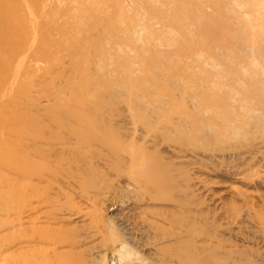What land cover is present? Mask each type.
<instances>
[{
  "label": "bare ground",
  "instance_id": "obj_1",
  "mask_svg": "<svg viewBox=\"0 0 264 264\" xmlns=\"http://www.w3.org/2000/svg\"><path fill=\"white\" fill-rule=\"evenodd\" d=\"M12 1L0 0L5 11L0 19V122L10 130L5 133L3 126L0 128V208L3 206L6 211L0 212L8 215L7 218L3 216L7 221L4 224L9 222L11 225V222L24 231L33 232L25 234L21 242L18 241L21 235L17 236L15 243H12V235H6L11 240H4L12 243L7 244L6 250L3 245L6 242L0 240L2 253L8 251L4 254L6 256L0 253L4 259L15 256L17 264H73L65 253L69 245L79 243L73 236L75 233L66 234L61 225H43L46 221L41 219L40 211L44 206L51 205L60 213L62 210L66 213V216L64 213L56 218L51 216L52 219L49 216L48 223L52 224H60L63 220L72 218L83 217L86 220L90 217L89 214L93 218L90 219L91 222L95 215L92 216L90 209H87L88 213L74 202H64L63 196L70 198V194L62 186H57L56 189L41 186L49 182V176L65 181L74 192L78 189L79 192H76L87 202L105 194L116 179L124 176L127 179L125 189L136 194L146 192L151 186H160L155 173H165V169L158 167L156 155L147 149V144L160 146L177 158H182V126L202 132L205 128L216 125L219 129L213 134L214 138H221L228 131L241 130V138L245 139L240 146H233V154L252 153L253 157H260L264 161V47L261 43L264 41H260V38H264V0H251V3L249 0H237L239 9H247L245 15L250 14L253 19L250 20L248 16L251 24H247L244 29L245 37L249 36L250 40L247 38L235 42V49L225 35L229 33L231 36L230 31L236 29V25H230L229 19L225 17L232 12L230 1L204 0L196 3L195 7L190 6L199 11L209 6L214 13L216 11L222 16L216 19L215 28L207 27V24L206 29H197L201 38L192 34L191 40L194 43H190V46L196 48L190 49L186 56L204 52L206 58L201 62L188 61L183 64L182 45L177 44V49L171 52L168 49V38L167 41L164 40L165 44L154 49V55L134 48L130 29L136 25V20L127 12L126 3L135 0H76L80 1L81 10L75 14L70 13L73 25H67L66 28L75 26L81 39L76 45L69 43L68 64H51L52 68L42 74V79L34 78L32 83L33 77L29 73L33 63L27 65L23 70L27 72L28 80L24 79V88H21L18 95L12 94L10 88L23 77L22 70L18 69L12 78L5 75L14 57L21 50L33 53V58H51L52 54L49 47L38 43L39 37L41 41H45L48 35H44L40 27L32 28L30 25L34 11L28 9L26 2ZM41 9L46 8L42 6ZM150 10L153 11V7ZM187 15H183L181 8L171 16L158 15V19L164 23L161 29L172 28L188 35L185 32L186 26L188 22L189 26H195L196 16ZM238 43L245 45L241 50H247L246 55L239 54L240 49L238 53L235 52L237 55L232 54L234 51H231L230 46L237 51L240 48H237ZM14 44H20V51L12 49ZM96 65L104 66L105 72L104 77L93 82V69L88 68ZM73 66L82 70L85 79L82 85H59L48 96L41 94L40 97L44 96L46 99L43 104L48 105L47 111L50 113L48 112V119L45 112L48 122L43 119L44 122L38 123L40 118L37 120V117H32L33 109L30 108L31 113L27 111L34 103L37 105L44 101L42 97H39L41 101L36 99V86H43L50 72L62 73ZM66 89L71 91L68 92L71 95L62 97ZM39 107L36 108L42 115L44 110L40 109L43 107ZM27 113L31 116L26 115ZM37 113L36 116L40 115ZM105 116L129 129L124 131L127 138H123L122 133L114 132L111 123L102 136L99 120ZM37 123L38 128L46 130L45 132L54 128L52 126L57 123L61 125L60 130L66 127L61 131L69 129L70 134L67 138H46L43 137L47 136L43 135L45 132H41L42 136L38 134ZM103 165L116 171L117 178H113L110 183L107 182V174L102 171ZM96 172L102 173L100 178L103 177V187V184L93 186L88 183L90 176ZM248 193L245 194L247 199L253 200L255 195ZM131 202L140 201L134 199ZM131 202L128 203L134 204ZM161 204L160 208L145 211L152 217L156 215L158 219L165 221L163 215L170 209L166 206L167 200ZM10 210H13V214ZM43 214L44 212L42 216ZM0 223L4 225L1 220ZM99 224L95 223L98 225L96 229H87V237L101 236L103 245H96L100 251H113L121 255L128 243L136 242L137 236L149 237L151 240L143 248L154 250L150 255L152 264H173L155 251L160 243L183 236L182 231H178L156 239L157 233L151 227L133 228L130 221L123 220L119 224L122 232L119 238L111 231L100 229ZM6 225L2 230L7 228ZM13 225L11 226L14 228ZM80 231L79 233L83 230ZM51 256L55 258L52 259ZM2 260L0 264L7 261L2 263ZM11 260L14 262V259ZM131 264H144V260L135 257Z\"/></svg>",
  "mask_w": 264,
  "mask_h": 264
},
{
  "label": "rangeland",
  "instance_id": "obj_2",
  "mask_svg": "<svg viewBox=\"0 0 264 264\" xmlns=\"http://www.w3.org/2000/svg\"><path fill=\"white\" fill-rule=\"evenodd\" d=\"M203 1L204 0L128 1L129 3H126L127 12L136 20V25L130 29V37L132 38L134 48L136 47L142 52L154 55V49L165 44L164 40L168 38V43H170L168 49H170L171 52L177 49V44L180 43L182 45V64L188 61L190 63L203 61L206 58L204 52H201V54L197 52L196 55L191 57L186 56L190 49L194 50L196 48L190 46V43H194L191 38L193 36L201 38V34L198 33L197 29L202 31L206 29L207 24L209 25H207V27L215 28L216 19H218V16L219 19L222 16L216 11L215 15L214 11L211 10L209 6L204 7L203 11L195 10L194 5ZM228 1H230L232 6V12L227 13L225 17L229 19L230 25L234 24L238 28L234 26L236 29L230 31V33L232 32L231 36L229 33L225 35L227 40L233 43L232 46L235 49V42H241L247 38L250 40L249 36H247V38L245 37L246 33L244 29L247 28V24L248 26L251 24V21L248 22V18L250 17L251 20L253 17L250 14L245 15L247 9H239L237 0ZM250 1L251 0L248 2ZM12 2L18 1L13 0ZM21 2H26L25 4L28 9L35 13L34 16H31V27H40L41 32L44 35H48L45 41H41V37H39L38 43L41 42V46L44 45L49 47L52 57L40 56L39 58H33V53L27 51L22 52V50L20 51L19 49L20 44H14L12 49L15 48L21 53L14 57L10 69L5 72L7 77L12 78L18 69L22 70L23 77L15 81L14 85L10 88V92L14 95H18L21 88H24V79H26V81L28 80V77H26L28 74L23 70L27 65L33 63L32 71L29 73V75L33 77L31 83L34 78L42 79V74L52 68L51 64L61 65L63 62L65 65L68 64L70 55L68 49L69 43L76 45L81 39L75 26L74 28H66L67 25H73L71 22L72 19L69 17L70 13L75 14L80 12V1L21 0ZM42 6H45L46 9L42 10ZM182 6L184 8H182ZM151 7H153V11L150 10ZM180 8L182 9L183 15L188 14L187 17L194 15L198 18H194L196 21L195 26L193 24L189 26L188 22L185 32L189 36H185L183 31L181 33L172 28L161 29L164 23L158 19V15L161 14L162 16V14H169V16H171ZM2 13H5V11L0 4V19ZM147 23L151 25V27L147 25ZM52 28L54 29L51 31ZM234 31L235 33H233ZM236 34L238 36H236ZM260 39H262L260 41H264V38ZM261 43L264 47V42ZM240 44L241 43H238V45L235 44L237 48L240 47L238 49L236 48L237 51L230 46L231 51H234L232 54L235 52L238 53L239 49L242 51H239V54H247V50H245V52L244 49L241 50L245 45L242 44L243 46H241ZM128 49L131 50L130 48ZM62 69L61 67L60 70ZM88 69H93V82L104 77V66L96 65L94 68L90 67ZM81 72L82 70H77L74 66L71 69L62 71V73H58L57 71L50 72L48 80L44 82V85L36 86V91L38 90L34 92V94L37 93L38 96L36 99L41 101L44 99V96H48L59 85L61 87H65L66 85L70 87L82 85V81L85 79ZM66 90V95L63 94L64 96L62 97H69V95H71L68 93L71 91H68V89ZM8 91L9 90L6 92L8 93ZM41 94L44 96H41L42 99L40 100L39 97ZM49 98H51V96ZM45 100L46 99H44V101L42 100L43 102L41 101L40 104L38 103L39 101H36L38 103L37 105L34 103L36 106L32 105V107H28L29 109H33L32 111L27 108L29 113L32 112V117H37V120L40 118L38 123L44 122L43 119L48 122L49 119V111H47L48 105L43 104L46 103ZM39 106H41V108L43 107V109H40L41 111L44 110V112H42V119L41 112L39 113L38 110L40 108ZM22 110L26 111L25 109ZM45 112L48 119L47 117L45 118ZM36 113L40 114L38 116L41 117L36 116ZM31 114L29 115L31 116ZM26 115H28V113ZM99 121L103 130L101 131L102 136L105 135L104 131L111 123L110 125L113 127L112 130L114 132L122 133L123 138H127L125 137L124 131H128L129 129L123 124L116 123L115 120L112 121L108 119L107 116L101 117ZM0 124L1 128L4 124L2 122H0ZM56 125L52 126L54 128H51L54 129L52 130L53 132L51 129H48L50 132L48 130L45 132L46 130L39 129L37 126V130L39 131L38 134L42 136L41 132H45L43 135L46 134L47 136L43 137L46 138H61L62 136L64 138L66 136L67 138L70 134L69 129L61 131L63 127L60 130L59 128L61 125L57 123ZM2 129L6 131L5 133L10 131L9 128L5 126H3ZM216 129H219V127L214 125L212 128H205L202 132H195L186 126H182V158H177L165 148L147 144V149L156 155L155 161L158 167L165 169V173L162 175L155 173V179L159 180L160 186H151L148 191L143 193L140 192L136 194L125 189L124 186L127 183V179L126 176H124L116 179L112 183L111 188L106 190L105 194L100 195L96 200L87 202L76 192H79L78 189L74 192L68 187L65 181L55 180L53 176H49V182H45V184L41 186L47 185L55 189L57 186H62L64 190L68 191L70 194V198L68 197L70 200L66 198V196H63L64 202H74L80 205L84 211L90 209V213H92V216L95 215V217L94 220L91 221L92 223L94 222V225L90 222V219H93L90 214L88 216L91 218L89 217L86 220L85 218L83 220V217H81L66 219L60 224L48 223L49 216L52 219L53 217H60V214L62 216L64 213L63 210L60 213L57 208L50 205L44 206L40 211L41 219L46 221L43 225H50L53 227L61 225V229H64L66 234L68 232L75 233L73 236L78 239L79 243L73 246L69 245L65 253V255L72 259L73 264H131L135 257H140L144 260V264H152L150 262V255L154 250L143 248V245L151 240L149 237L141 238V236H137L135 243H128L122 253L123 255H119L113 251H100L96 245L99 243L103 245L101 236L94 238L87 237L89 236L87 229H96L98 225H95V223L99 224L101 222V225L99 224L101 227L100 229L103 228V231L106 230V232L111 231L121 238L122 232L119 228V224L123 220L130 221L133 228H140L142 226L146 228L151 227L155 233H157L156 239L164 235L182 231V237H175L170 242L160 243L158 249L155 251L163 259L173 264H264V161H262L260 157H253L252 153L247 155H244L242 152L236 153L237 155L233 154V146H240L244 142L245 138H241V130L228 131L221 138H214L213 134L216 132ZM134 138H137V136H134ZM102 171L107 174L108 183H110L113 178H117L114 168L109 169L107 166L103 165ZM101 174L102 173L98 174V172H96L93 176L91 175L88 183L93 186L102 185L103 177L100 178ZM104 185L105 184H103L102 187ZM247 193L255 195V198L253 200H248L245 195ZM134 199H138L140 202H131ZM164 200H167L166 206L170 209L163 215L165 216V221L158 219L156 215L152 217L145 211V209H157L162 207L161 203ZM128 202L134 204H129ZM1 205L2 202L0 207ZM0 209L2 213L5 211L3 206ZM43 212L44 214L42 216ZM2 213L0 214V220L4 224L7 222L5 220L8 215H6L7 213L2 215ZM3 216H6V218H3ZM64 216H66V213H64ZM6 224L4 225L8 228H6L7 231L6 229L2 230L4 225L0 223V228L5 234L4 235L0 230L2 237L4 235L3 239L0 236L1 241H5L6 235H12V237L10 236L13 241L12 243H15L18 239L17 236L21 235L18 240L21 242L25 234L30 235L33 232L32 230L24 231L22 227L16 224L13 225L11 222L10 224L13 225L14 228L9 225V222ZM13 229L15 232H13ZM18 229H20V231H18ZM79 230L83 231L79 233ZM16 232L19 235H17ZM10 237H7L6 240L10 239ZM10 240L8 242L9 244L5 241L6 243L3 244L4 249L10 245ZM2 248L0 244L1 254H3ZM5 250L3 252H5ZM4 256L0 258V260L3 259V262L1 261L2 263L7 260L4 264H13L14 262V264H17L14 258L15 256H9L10 260H8L9 257L4 259ZM51 258L54 259L55 257L51 256ZM11 259H14V262H12L13 260Z\"/></svg>",
  "mask_w": 264,
  "mask_h": 264
}]
</instances>
